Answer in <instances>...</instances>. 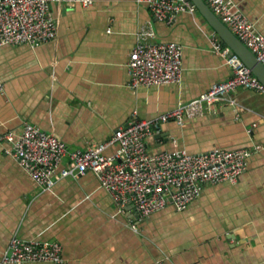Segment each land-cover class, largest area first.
<instances>
[{
    "label": "crops",
    "instance_id": "obj_1",
    "mask_svg": "<svg viewBox=\"0 0 264 264\" xmlns=\"http://www.w3.org/2000/svg\"><path fill=\"white\" fill-rule=\"evenodd\" d=\"M233 1L264 35V0ZM51 13L56 41L0 46V137L29 123L68 152L84 151L134 118L156 119L233 75L198 10L172 25L136 0L53 4ZM139 41L181 45L182 82L132 89L127 64ZM230 96L236 106L226 99L182 125L170 122L148 148L190 154L246 148L253 152L247 172L237 184H205L184 212L169 206L145 220L132 208L122 212L92 172L42 190L0 140V260L18 236L60 243L65 264H264V94L239 88Z\"/></svg>",
    "mask_w": 264,
    "mask_h": 264
},
{
    "label": "built area",
    "instance_id": "obj_2",
    "mask_svg": "<svg viewBox=\"0 0 264 264\" xmlns=\"http://www.w3.org/2000/svg\"><path fill=\"white\" fill-rule=\"evenodd\" d=\"M147 7L159 22L172 25L183 13H195L190 0H136ZM213 13L264 65V35L233 0H205ZM53 4L89 8L94 0H0V46L39 47L57 40L58 22L51 13ZM146 36L153 37V33ZM214 51L222 56L233 75L214 84L207 92L156 119L134 118L120 127L106 142L87 150L68 152L55 135L29 123L20 134L8 132L0 140L11 146L10 155L44 191L64 179H78L89 172L96 175L115 205L126 212L132 208L140 220L173 207L186 211L201 195L205 184H237L247 172L253 155L250 149L190 154L185 150L151 153L148 141L161 134L163 126L204 114L205 107L228 100L244 88L264 94V84L242 59L217 39ZM183 47L177 43L139 41L127 64L130 87H159L180 84L183 79ZM118 150L112 155L111 147ZM65 264L63 247L57 242L26 241L14 236L0 264ZM157 264H163L158 261Z\"/></svg>",
    "mask_w": 264,
    "mask_h": 264
},
{
    "label": "water",
    "instance_id": "obj_3",
    "mask_svg": "<svg viewBox=\"0 0 264 264\" xmlns=\"http://www.w3.org/2000/svg\"><path fill=\"white\" fill-rule=\"evenodd\" d=\"M198 12L207 21L216 38L226 45L232 54L238 55L242 61L252 70L253 74L264 84V65L255 55L231 32V30L213 13L205 0H190Z\"/></svg>",
    "mask_w": 264,
    "mask_h": 264
}]
</instances>
